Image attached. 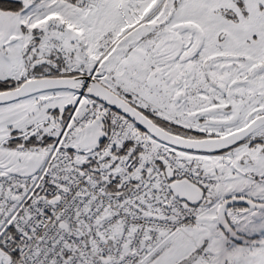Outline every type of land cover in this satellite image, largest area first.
Listing matches in <instances>:
<instances>
[{
    "label": "snow or ice",
    "instance_id": "1",
    "mask_svg": "<svg viewBox=\"0 0 264 264\" xmlns=\"http://www.w3.org/2000/svg\"><path fill=\"white\" fill-rule=\"evenodd\" d=\"M0 264H264V0H0Z\"/></svg>",
    "mask_w": 264,
    "mask_h": 264
}]
</instances>
